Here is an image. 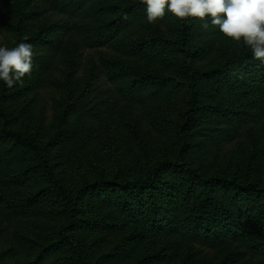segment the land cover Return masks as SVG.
<instances>
[{
  "label": "rangeland",
  "instance_id": "374dc122",
  "mask_svg": "<svg viewBox=\"0 0 264 264\" xmlns=\"http://www.w3.org/2000/svg\"><path fill=\"white\" fill-rule=\"evenodd\" d=\"M64 4L0 0V46L25 42L34 53L21 82H0V133L33 139L50 167L42 170L26 147L0 142V264H264L246 230L235 241L214 224L220 239L212 246L193 235L194 179L171 167L264 185V91L237 83L244 77L231 64L251 49L199 18L189 17L182 31L186 22L167 8L150 24L141 0ZM128 7L142 11L127 16L112 43L91 47L100 26L121 20ZM158 164L167 186L152 222L146 195L129 198L111 183L144 181ZM188 186L190 207L182 198ZM75 195L67 233L78 251L59 235ZM169 201L174 212L163 208Z\"/></svg>",
  "mask_w": 264,
  "mask_h": 264
},
{
  "label": "trees",
  "instance_id": "16d2710c",
  "mask_svg": "<svg viewBox=\"0 0 264 264\" xmlns=\"http://www.w3.org/2000/svg\"><path fill=\"white\" fill-rule=\"evenodd\" d=\"M52 5L53 10H64L68 8L67 4L60 6V1L62 0H46ZM142 10H135L133 7L126 8L123 13L121 20H114L115 22H109L100 26L98 31L95 32L92 38L91 47H103L112 43L116 38L120 29L126 24V18L131 13H137ZM186 24L183 25L182 31L188 30L190 27L189 17L184 18ZM61 29L58 33L64 36L65 28L60 25ZM56 31L49 33L50 35H55ZM186 34V32H185ZM39 38L38 36H35ZM40 41L42 39L39 38ZM46 42V41H45ZM54 45L60 43L55 38ZM50 43V42H49ZM148 45V43H142L140 45L132 46L136 47L138 50L143 46ZM144 49V48H143ZM186 58L190 59L193 56L192 50L185 52ZM239 69L244 80H238L237 83H243L249 85L250 88L262 89L264 91V65L252 56V53H244L243 56L235 58L232 62ZM230 64L226 65L225 68L229 67ZM185 69V68H184ZM147 80H151L153 83H158L160 78L158 77H148ZM138 84L143 83V79L137 82ZM131 93L134 91V87L130 88ZM194 97L190 95V108L194 109ZM12 140L15 144L22 145L29 150L33 151L38 158L42 170L50 172V167L46 162V158L43 149L33 142V139L24 136L21 133L15 132L13 130L4 129L0 133V142ZM11 150V149H10ZM9 149L7 151H10ZM7 155V154H6ZM1 166V161H0ZM172 168L180 167V171L191 176L193 178V190L195 198L192 201L191 213H194L191 231L195 237L203 242V244L212 246L217 243L220 239L216 232L213 231L214 224H223L226 232V236L239 241L243 233L245 235V230L249 233V240L251 248L256 251L260 250L262 255L264 254V185H260L258 182H247L243 184H237L231 181H226L223 179H217L215 177H198L192 176L190 170L184 166H171ZM171 168V169H172ZM166 169L165 165L158 164L150 173L149 177L140 182L131 183L129 181H114L112 186L118 190L127 194L129 198L135 196V194L147 197L149 205L146 208H151L148 214H151L149 220L154 222L155 215L154 211L155 202L158 200V195L163 192L164 186L167 183L162 179L163 171ZM215 186H218V190H213ZM186 197L189 202L188 207H190V188L189 186L182 193V198ZM20 200H17L19 203ZM78 196L75 195L70 198L68 204L66 205L67 215H66V227L60 232V237L65 242H67L71 247L78 251V246L76 241L71 235L67 233V229L73 227L75 224L74 215L77 212ZM16 205V204H15ZM172 212L177 207L172 201L164 202V209H171ZM17 209L20 207L16 206ZM167 210V211H168ZM241 211H244L241 214ZM247 215L242 217L241 215ZM168 219H165L167 221ZM247 236V235H246Z\"/></svg>",
  "mask_w": 264,
  "mask_h": 264
},
{
  "label": "clouds",
  "instance_id": "9594fccd",
  "mask_svg": "<svg viewBox=\"0 0 264 264\" xmlns=\"http://www.w3.org/2000/svg\"><path fill=\"white\" fill-rule=\"evenodd\" d=\"M146 19L154 23L165 16L199 18L207 29L209 22L223 36L242 42L252 56L264 65V0H141ZM207 18V19H206ZM33 46L20 42L15 47L0 46V82L11 88L32 71Z\"/></svg>",
  "mask_w": 264,
  "mask_h": 264
}]
</instances>
